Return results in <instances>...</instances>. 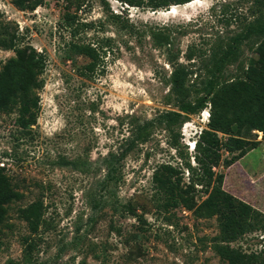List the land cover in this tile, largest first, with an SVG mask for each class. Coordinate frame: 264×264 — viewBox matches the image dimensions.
Returning a JSON list of instances; mask_svg holds the SVG:
<instances>
[{
    "label": "rangeland",
    "instance_id": "rangeland-1",
    "mask_svg": "<svg viewBox=\"0 0 264 264\" xmlns=\"http://www.w3.org/2000/svg\"><path fill=\"white\" fill-rule=\"evenodd\" d=\"M257 1L199 0L170 15L172 7L152 11L118 0H43L25 11L0 0V24L16 31L20 47L30 45L44 57L36 124L22 131L16 114L0 112V167L10 184V192L0 193V264H225L212 249L219 233L215 217L196 218L181 205L163 209L164 196L152 182L167 164L188 184L179 156L196 166L193 145L207 128L209 105L173 133L154 124L149 139L136 142L123 160L107 159L126 148L137 127L177 110L167 81L176 61L192 72L186 84L194 100L211 47L264 17ZM162 37L167 41L156 43ZM253 42L243 39L223 80L241 77L256 63ZM78 44L95 49L92 71L91 60L76 53ZM189 50L206 58L188 62ZM14 56L0 48V70ZM240 136L259 144L247 145L240 158L238 151L221 150L213 170L223 174L226 192L264 214V141L258 131ZM111 167L115 171L107 175ZM203 198L196 196L198 203ZM38 200L46 224L33 235L20 210ZM26 239L34 243L32 252ZM231 246L263 251L264 232Z\"/></svg>",
    "mask_w": 264,
    "mask_h": 264
},
{
    "label": "trees",
    "instance_id": "trees-1",
    "mask_svg": "<svg viewBox=\"0 0 264 264\" xmlns=\"http://www.w3.org/2000/svg\"><path fill=\"white\" fill-rule=\"evenodd\" d=\"M118 1L130 7L157 11L186 5L194 0ZM42 2L43 0H11L13 6L21 11L33 10ZM257 3L264 6V0ZM155 36L160 37L156 34ZM251 37L254 38L253 52L257 55L256 63L249 64L241 77L223 80L225 68L238 58L241 42ZM162 39L164 43L167 41V37H162L156 43L163 44ZM0 48L15 53L0 70V112L16 114L17 126L22 131H28L36 124L39 112L37 90L43 87V80L38 77L43 72L44 57L30 45L20 47L16 31L8 24H0ZM74 48L78 55L91 60L87 69L92 71L98 61L95 49L88 44H78ZM194 57L203 60L206 55L202 51L189 50L185 60L190 62ZM206 61L207 64L203 66L205 76L194 100L186 84L192 72L186 65L175 62L167 81L170 99L177 110L165 112L156 120L137 127L126 148L118 156L110 154L107 161L114 164L123 160L133 150L136 142H145L149 139L154 124L163 125L173 133L174 129L180 128L189 116L200 113L209 105L207 128L200 132L194 144L193 161L196 166L192 167L182 154L179 156L190 175L188 184L182 183L180 169L167 164L156 169L152 182L156 192L164 196L161 205L163 209L166 210L169 205L171 207L181 205L196 218L215 217L219 233L214 239L212 249L225 264H264V250L246 253L231 246L247 234L264 232V214L226 192L222 187L223 174L213 170L219 164L221 150L232 154L238 151L237 156L240 158L245 155L247 145H251L252 149L258 146L259 142L241 138L242 130L249 133L258 131L264 140V17L260 15L254 19L245 33L230 37L226 41H218L211 47ZM218 134L227 136L226 140L223 141ZM176 143L178 141L175 140L174 144ZM230 160L232 165L234 155ZM114 171L113 167L109 168L107 175H112ZM8 192L10 184L4 174V168L0 167V193ZM200 193L204 194V198L198 203L196 196ZM4 213L5 209L0 207V222ZM43 214L44 207L40 200L20 210L21 219L27 223L33 235L46 224ZM25 242L28 252H32L34 243L27 239Z\"/></svg>",
    "mask_w": 264,
    "mask_h": 264
},
{
    "label": "bare ground",
    "instance_id": "bare-ground-1",
    "mask_svg": "<svg viewBox=\"0 0 264 264\" xmlns=\"http://www.w3.org/2000/svg\"><path fill=\"white\" fill-rule=\"evenodd\" d=\"M194 3H189V8H193L196 4L198 5V3H199V0L198 1H193ZM187 5V4H186ZM181 6H185V5H178V6H172V8H173V11H169V12H167V14H174V13H178V8L179 7H181ZM188 7V6H187Z\"/></svg>",
    "mask_w": 264,
    "mask_h": 264
},
{
    "label": "crops",
    "instance_id": "crops-1",
    "mask_svg": "<svg viewBox=\"0 0 264 264\" xmlns=\"http://www.w3.org/2000/svg\"><path fill=\"white\" fill-rule=\"evenodd\" d=\"M255 132H257V131H255ZM261 141H264V140H262V134H261ZM245 161H247V157H244V159L242 158L240 161H238V163L241 164L242 162H245Z\"/></svg>",
    "mask_w": 264,
    "mask_h": 264
},
{
    "label": "clouds",
    "instance_id": "clouds-1",
    "mask_svg": "<svg viewBox=\"0 0 264 264\" xmlns=\"http://www.w3.org/2000/svg\"><path fill=\"white\" fill-rule=\"evenodd\" d=\"M193 147H194V145H193Z\"/></svg>",
    "mask_w": 264,
    "mask_h": 264
}]
</instances>
